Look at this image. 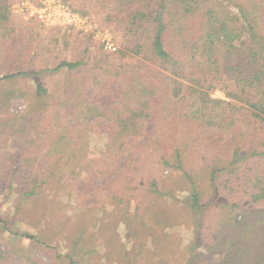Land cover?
<instances>
[{
    "label": "trees",
    "instance_id": "16d2710c",
    "mask_svg": "<svg viewBox=\"0 0 264 264\" xmlns=\"http://www.w3.org/2000/svg\"><path fill=\"white\" fill-rule=\"evenodd\" d=\"M117 3L130 9L122 19L125 49H101L94 61L62 58L0 78H34L42 110L15 119L10 142L21 151L25 138L31 147L40 143L38 166L58 169L51 176L0 175V189L19 187L25 205L43 200L44 218L63 222L60 210L72 209V198L90 207L124 205L126 194L142 187L164 194L157 174L166 172L189 186L185 203L199 221L203 197L188 169L199 158L213 196L230 190L217 203L242 230V244L234 245L238 258L264 264V0ZM51 70L65 75L60 91L40 78ZM215 90L224 98L213 97ZM97 126L105 139L99 150L91 144ZM45 184L55 189L51 198L41 192ZM0 223L10 228L1 215ZM15 234L43 242V234ZM74 254L66 256L69 264H81Z\"/></svg>",
    "mask_w": 264,
    "mask_h": 264
},
{
    "label": "rangeland",
    "instance_id": "374dc122",
    "mask_svg": "<svg viewBox=\"0 0 264 264\" xmlns=\"http://www.w3.org/2000/svg\"><path fill=\"white\" fill-rule=\"evenodd\" d=\"M129 11L128 6L121 10L117 0H0V78L39 69L45 63L54 65L62 58L94 61L101 49H125L128 36L122 19ZM40 78L53 91H60L65 84V75L52 70ZM212 95L224 98L220 90ZM38 110L42 108L36 100L33 77L18 76L0 83V175L19 172L51 176L58 172L54 163L38 166L40 143L31 147L25 138L21 151L20 145L10 142L19 126L15 119ZM100 129L97 126L91 134L96 150L105 141ZM8 159L10 163H3ZM188 169L203 197L199 221L185 203L189 186L177 174H157L164 194L142 187L126 194L124 205L107 202L81 207L72 198V209L64 206L60 210L63 222L56 216L44 218L43 200L25 205L28 198H21L24 190L6 185L0 189V215L9 220L10 228L0 223V264H69L66 256L70 253H75L81 264H249L235 252L234 245L242 244L241 228L232 226L236 216L217 203L230 190L213 196L209 173L199 158L191 159ZM54 190L45 184L41 192L51 198ZM17 232L43 234V242Z\"/></svg>",
    "mask_w": 264,
    "mask_h": 264
},
{
    "label": "built area",
    "instance_id": "2783aa9c",
    "mask_svg": "<svg viewBox=\"0 0 264 264\" xmlns=\"http://www.w3.org/2000/svg\"><path fill=\"white\" fill-rule=\"evenodd\" d=\"M63 10L67 12V11L69 10V8H68V7H65V6H63ZM68 12H69V11H68ZM114 49H115V48H114Z\"/></svg>",
    "mask_w": 264,
    "mask_h": 264
}]
</instances>
